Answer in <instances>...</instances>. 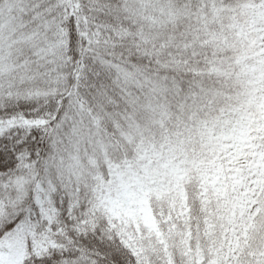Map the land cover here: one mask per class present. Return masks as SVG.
<instances>
[{
    "label": "snow or ice",
    "instance_id": "6c2138e0",
    "mask_svg": "<svg viewBox=\"0 0 264 264\" xmlns=\"http://www.w3.org/2000/svg\"><path fill=\"white\" fill-rule=\"evenodd\" d=\"M0 264H264V0H0Z\"/></svg>",
    "mask_w": 264,
    "mask_h": 264
}]
</instances>
